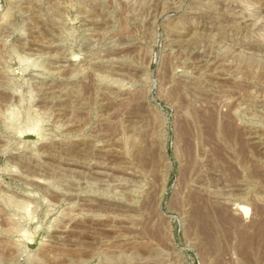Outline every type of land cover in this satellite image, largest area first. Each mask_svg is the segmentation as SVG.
Returning <instances> with one entry per match:
<instances>
[{"label": "rangeland", "instance_id": "374dc122", "mask_svg": "<svg viewBox=\"0 0 264 264\" xmlns=\"http://www.w3.org/2000/svg\"><path fill=\"white\" fill-rule=\"evenodd\" d=\"M0 264H264V0H0Z\"/></svg>", "mask_w": 264, "mask_h": 264}, {"label": "bare ground", "instance_id": "6f19581e", "mask_svg": "<svg viewBox=\"0 0 264 264\" xmlns=\"http://www.w3.org/2000/svg\"><path fill=\"white\" fill-rule=\"evenodd\" d=\"M208 113V112H207ZM210 114V113H209ZM208 121V120H207ZM208 123V122H207ZM209 125H211V122H210V124ZM212 126V125H211ZM214 126V125H213ZM215 127V126H214ZM206 128V127H205ZM209 128V127H208ZM212 129H213V127H212ZM232 130V129H231ZM231 136H232V134H231ZM248 210V209H247ZM246 209H245V214H247L248 213V211H247ZM241 211V210H240ZM205 212V211H204ZM234 221V220H233ZM231 222V221H230ZM216 224V223H215ZM228 225V224H227ZM218 226V225H217ZM260 230V229H259ZM214 231V230H213ZM238 232V231H237ZM243 232V231H242ZM253 232V231H252ZM220 234V233H219ZM238 234V233H237ZM209 235V234H208ZM239 235H240V232H239ZM241 236V239H243L245 236H246V234H245V236L242 238V234L240 235ZM240 236H238V237H240ZM249 236V235H248ZM251 237V236H250ZM262 238V237H261ZM239 239V238H238ZM238 241H240V240H238ZM247 241V240H246ZM251 241V240H250ZM237 242V241H236ZM240 242H242V240L240 241ZM254 242V241H253ZM232 243V242H231ZM239 244V243H238ZM237 244V245H238ZM248 244V243H247ZM241 246H243V245H241ZM241 246H239L240 248L239 249H241ZM237 248V247H236ZM233 249H235V248H233ZM238 249V250H239ZM259 249V248H258ZM236 251V250H235ZM242 254V253H241ZM251 256V255H250Z\"/></svg>", "mask_w": 264, "mask_h": 264}]
</instances>
